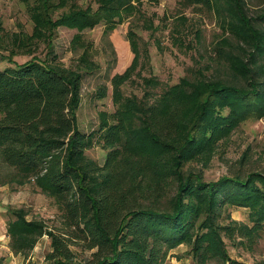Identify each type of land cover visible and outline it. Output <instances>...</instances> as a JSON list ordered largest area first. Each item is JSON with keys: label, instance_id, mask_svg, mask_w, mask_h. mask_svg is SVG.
Masks as SVG:
<instances>
[{"label": "trees", "instance_id": "16d2710c", "mask_svg": "<svg viewBox=\"0 0 264 264\" xmlns=\"http://www.w3.org/2000/svg\"><path fill=\"white\" fill-rule=\"evenodd\" d=\"M179 1L215 15L212 54H202L200 65L173 84L143 77L141 94L126 95L123 86L139 75L135 33L128 30L133 58L110 79L113 110L99 112L98 127L86 133L75 120L81 78L97 65L83 32L102 24L106 34L135 6L132 0H21L32 30L6 40L11 65L0 69V162L12 181L34 182L56 219L48 225L29 219L22 207H7L13 254H28L47 235L45 264H169L170 257L264 264L228 250L252 253L264 236V172L205 180L193 167L208 162L239 125L264 115V0H255L254 14L251 0ZM58 27L76 30L71 48L80 54L73 67L53 51ZM41 44L44 58L12 61ZM104 95L102 88L98 96ZM94 146L105 151L101 163L85 153ZM233 208L247 210V222L233 219ZM181 245L186 249L173 253Z\"/></svg>", "mask_w": 264, "mask_h": 264}, {"label": "rangeland", "instance_id": "374dc122", "mask_svg": "<svg viewBox=\"0 0 264 264\" xmlns=\"http://www.w3.org/2000/svg\"><path fill=\"white\" fill-rule=\"evenodd\" d=\"M132 3L136 10L134 15L125 18L112 31L104 34L103 26L99 24L83 32L84 38L92 42L90 59L97 65L91 72L83 73L81 78V102L75 120L77 127L86 133L98 127L99 112L113 110L110 79L132 63L133 58L127 38L128 30L135 33L139 61L135 72L139 70V75L133 73L131 81L123 86L126 95L141 94L143 77L156 78L164 85L173 84L179 77L189 74L196 64L200 65L202 54L205 58L212 54V46L219 33L218 21L212 11L199 5L185 6L179 0H132ZM250 3L249 13L254 14L260 5L255 0ZM28 15L21 0H0V69L11 65L8 62L11 45L6 42L9 34L19 30L31 34ZM180 16L184 20H179ZM149 23L155 28L146 27ZM175 25L178 33L174 32ZM75 32V29L58 27L53 36V51L58 61L66 67L76 65L80 54V51L71 48ZM45 52L44 44H41L32 54L18 53L12 57V61L22 63L32 56L44 58ZM207 74L213 76L219 73L206 70L204 75ZM102 88L105 89V95L99 97ZM85 153L101 163L105 151L94 146ZM244 154H247L245 158L242 157ZM193 167L197 171L201 170L205 180L251 171L264 172V115L239 125L226 141L218 142L216 152L208 162L193 163ZM9 172L0 162V264H45V254L49 251L47 235L41 237L28 254L11 252L5 229L8 220L6 211L9 206L22 207L29 219L43 220L51 225L55 222L56 210L52 201L39 191L34 182L12 181ZM247 214L248 211L242 208H233L230 213L233 219L243 222H247ZM185 249L181 245L174 250L178 253L177 250L183 252ZM228 250L232 257L250 263L264 262V236L258 240L252 253L230 246ZM188 262L193 264L189 259Z\"/></svg>", "mask_w": 264, "mask_h": 264}, {"label": "crops", "instance_id": "0c3cea01", "mask_svg": "<svg viewBox=\"0 0 264 264\" xmlns=\"http://www.w3.org/2000/svg\"><path fill=\"white\" fill-rule=\"evenodd\" d=\"M175 251V250H174ZM173 251V253H176V251L174 252ZM181 252V250H177V252ZM173 263H175V264H188L189 262H188V258H181V259H177L176 257H170V259H169V264H173Z\"/></svg>", "mask_w": 264, "mask_h": 264}]
</instances>
